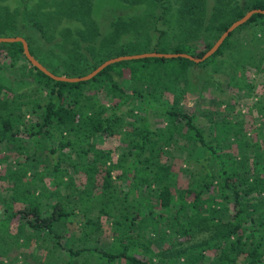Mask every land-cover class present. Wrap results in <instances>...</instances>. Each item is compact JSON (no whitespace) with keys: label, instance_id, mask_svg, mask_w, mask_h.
I'll list each match as a JSON object with an SVG mask.
<instances>
[{"label":"trees","instance_id":"obj_1","mask_svg":"<svg viewBox=\"0 0 264 264\" xmlns=\"http://www.w3.org/2000/svg\"><path fill=\"white\" fill-rule=\"evenodd\" d=\"M154 1L160 11L112 21L116 31L124 26L143 39L118 45L102 40L89 55L82 39L99 41L93 0H21L13 10L0 3V36L26 40L27 19L48 40L43 19L50 6L56 18L81 19L83 27L61 23L69 39L52 46L71 59L53 49H29L54 73L83 75L125 53L200 56L232 21L264 8V0H216L203 21L204 0H184L200 21L189 28L195 42H175L178 19L170 23L176 37L163 46L168 29L158 22L163 18L168 25L176 12L170 0ZM150 24L159 31L152 45ZM248 28L252 37L242 35ZM0 51L10 68L34 82L14 92L0 81V264L9 263L13 245L32 246L42 264H264L263 13L230 31L202 61L123 59L87 80L50 77L25 57L21 42H0ZM194 67L226 73L233 96L203 90L189 110L184 101ZM251 68L262 74L259 80L249 78ZM215 88L221 90L218 82ZM254 95L263 112L249 126L237 107L242 97ZM15 221L10 234L6 230Z\"/></svg>","mask_w":264,"mask_h":264},{"label":"rangeland","instance_id":"obj_2","mask_svg":"<svg viewBox=\"0 0 264 264\" xmlns=\"http://www.w3.org/2000/svg\"><path fill=\"white\" fill-rule=\"evenodd\" d=\"M244 1L245 0H238V3L241 4ZM20 2L21 0H2L0 1L1 4L7 5L10 10L17 8ZM215 2L216 0H204L205 10H204V15L202 17L203 21L208 19V17L210 16L211 11L213 9V5H215ZM169 4L171 7V10L173 12H176V14L171 17L168 25L163 18H161V20L158 22V26L160 28L168 29V33L165 36H163L165 39H163V37L160 38L162 44H164L163 46H168V44H171V41L174 40V38L176 37L175 36L176 28H173V26H171L170 23L177 22L178 19L180 20L182 24V27L180 28L178 34L180 36H183L184 34L185 37L186 36H190V37L187 39L185 38L180 39L179 38L180 36H178L175 38V42L184 41L190 44L194 43L195 38H193L194 36L191 35L189 28L192 29L194 28V26L197 25V21H198V19L196 18L197 14L191 13L188 10L187 3L184 0H170ZM45 9L46 8H43V10ZM52 9L53 7L50 6L49 12L47 13L48 14L47 17L43 19V23H44L43 26L45 30L47 31V33L50 35L48 40L50 39V37H53V38H51L50 41H48L42 35V33L35 27H32L29 24V20L26 19V30H24V33L26 34V40L28 42V45L31 44L33 49L36 52L38 51L48 52L53 49L52 51L55 52L56 55L60 56L61 58L68 57L67 59H71L70 56H67L68 53H65L63 49L59 50L60 52L59 53L58 50H55L52 46L56 44L54 40H60V38L69 39L68 35L65 36L62 33L64 29L63 27L65 26L60 27L61 23H62L61 25H63V22H64V24H66V26L68 27L76 26L78 28V27H83V21L81 19L74 20L72 19L73 17H69V16H63V17L60 16L59 18H56L52 12ZM160 9H161L160 2L159 1L156 2L154 0H150V1L142 0L141 2H137L135 4L126 2L124 0H93L92 10H94V12H92L93 13L92 17L95 18L93 19L96 21L98 25V36L96 37V39L97 40L99 39V41H94L92 39L93 36L91 35H89V37L85 39L83 38L82 42L84 43V47L82 48L83 49L82 51L85 54L87 53L89 55L90 49L94 51L92 49L93 45L98 44L102 40L103 42L107 43V41L110 39L109 41H112L113 43L118 45L119 40L129 41V39H131V40L138 41V40L143 39L142 38L143 36L141 33L135 32L134 34H131V32H128L124 28V26H121L116 31L115 26L117 27V25H113L112 21L117 19V17L120 15H122L123 19H128V18L133 17L139 20L144 16H148L147 13L149 12V10L150 11L152 10L160 11ZM177 12H179L178 18H177ZM138 24L139 23L137 22L136 25ZM141 26L142 24H140V29H141ZM150 26L151 24L149 25V27ZM110 30L111 31L114 30L112 32L113 36L109 35L110 37H105L106 36L105 33H107ZM122 30H126V31L122 33ZM243 32L247 33V34L242 33L244 37L253 36L249 28ZM88 34L89 33H87V35ZM158 34H159V31L156 29H153V27L151 26V29L149 30V34L147 35V37L148 36L150 37L148 41L149 45H152L153 43H155V40ZM250 41H251V38H250ZM8 63H9V60L5 57L4 53L0 51V81L3 82L4 85L11 88V90L14 92L26 91L27 89H29L30 87L34 85V82L30 76H27V75L25 76V75L20 74L17 70H14V68H10L8 66ZM246 73L251 79L259 80L258 78L262 77L261 76L262 74L258 75L257 73H255L254 68L247 70ZM189 76H190V83H189L190 85L187 87V96L185 98L186 101H184V103L186 104L185 106L189 110H194V106L197 102L196 96L199 93H201L203 90L208 92L207 93L208 95L213 94L219 98H222V97L227 98L229 97L230 94H232L233 96L234 89L228 84V80H229L228 75L221 70L214 71L210 67H198V68L194 67L193 70L191 69V71L189 72ZM217 82L219 83L221 90H219L220 88H215V84H217ZM259 84L260 83H258L257 90H261ZM257 98L258 97L254 95L253 97H242L240 99L243 105L242 106L239 105L237 107V108L240 107L239 117L241 120L244 119V124L246 125L250 126V125L257 123L259 117H261L262 115L263 110L260 104L256 106V104L254 103V101ZM201 104H206V102L201 101ZM199 108L200 109L203 108L202 105ZM110 145L113 146V143H110ZM199 154L201 155V153ZM1 212L2 211L0 210V213ZM16 224L17 222L15 221L12 225H10L7 228L6 231L10 234H15ZM10 240L13 241V239H9L8 241ZM12 244H14V241ZM9 258L10 259H7V262H9L8 264H42L43 263L42 262L43 257L41 258L35 257L34 252L32 250V246L30 247V245L26 246V249H21L13 245V248L10 250Z\"/></svg>","mask_w":264,"mask_h":264},{"label":"water","instance_id":"obj_3","mask_svg":"<svg viewBox=\"0 0 264 264\" xmlns=\"http://www.w3.org/2000/svg\"><path fill=\"white\" fill-rule=\"evenodd\" d=\"M255 12H261L264 14V8H251L247 10L241 17L235 19L230 23V25L221 32V34L218 36V38L213 42V44L204 51L200 56H195L193 54H190L188 52H161V51H144L139 53H125L120 55H115L112 57H108L101 61L99 64H97L93 69L88 71L87 73L83 75H66V74H57L51 71L47 66H45L41 61H39L31 52L29 49V45L27 40H25L21 36H0V42H21L23 53L25 57L35 65L37 68L42 70L44 73L49 75L50 77L56 79V80H63V81H80V80H87L91 77H93L97 72H99L101 69H103L105 66H107L110 63H113L115 61L123 60V59H133V58H141L146 56H160V57H173V56H183L187 57L189 59H192L196 62L202 61L209 55H211L222 43L224 38L229 34L230 31H232L234 28H236L238 25L245 22L253 13Z\"/></svg>","mask_w":264,"mask_h":264}]
</instances>
